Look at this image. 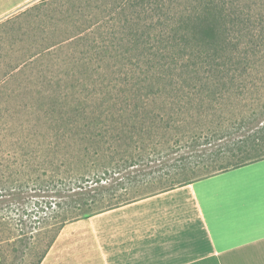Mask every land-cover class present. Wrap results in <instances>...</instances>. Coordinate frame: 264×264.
<instances>
[{"label":"trees","instance_id":"obj_1","mask_svg":"<svg viewBox=\"0 0 264 264\" xmlns=\"http://www.w3.org/2000/svg\"><path fill=\"white\" fill-rule=\"evenodd\" d=\"M139 5L144 7L142 14L164 19L122 24L120 28L129 33L125 38L91 41L90 48L101 49L92 56L94 70L84 64L80 72H37L33 78L38 83L16 87L11 82L30 79L25 70L16 67L0 74V99L8 104L0 116L4 118L0 123V202L31 187L43 190L44 178H49L47 187L64 185L69 193L88 196L79 199L75 209L89 213L72 217L68 209L62 217L64 211L57 212L63 221L31 264L42 263L66 224L141 196L136 187L143 180L138 175L127 177L114 193L96 187L142 165L143 151L160 157L161 131L172 133V140L164 142L166 146L172 141L168 154L187 139L194 144L201 139L205 145L221 143L201 160V171H208L203 177L264 159V122L242 137L244 125L255 123L256 115L252 113L248 121L242 116L224 119L223 111L232 104L231 98L264 83V0H142L135 6ZM6 57L0 53V61ZM50 57L47 63L60 59ZM80 61L76 57L62 60ZM87 102L97 105L90 108ZM210 111L219 113L209 115ZM194 116L198 120L192 128L177 127L176 123ZM99 141L106 144L102 160L95 148ZM45 162L48 170L42 168ZM176 182L155 193L191 181ZM11 237H16L13 231L0 239V264L7 257L1 245L14 247L22 241V235L13 242Z\"/></svg>","mask_w":264,"mask_h":264},{"label":"rangeland","instance_id":"obj_2","mask_svg":"<svg viewBox=\"0 0 264 264\" xmlns=\"http://www.w3.org/2000/svg\"><path fill=\"white\" fill-rule=\"evenodd\" d=\"M140 2L142 0H41L19 10L0 22V53L7 55L4 61H0V74L12 71L16 67L25 70L30 75V79L11 82V86L16 87L30 86L32 82L38 83L33 78V74L37 72L54 73L61 70L80 72L84 64L89 66V70H94L96 62L92 56H96L101 49L90 48L88 45L91 41L99 43L110 38H125L129 33L120 28L122 24L154 22L156 19H164V17L153 16L151 18L150 15L142 14L145 12L144 7L142 5L135 6ZM146 12L148 13V10ZM61 43L62 45H59ZM50 55L59 56L60 59L47 63L46 59L51 58ZM72 57L81 58V61L74 64L62 62L63 59L69 60ZM36 60L44 61L32 63ZM91 80L87 82L91 83ZM257 84V87L249 86L248 89L243 90L241 97L231 98L232 104L223 108L224 119L231 116H234L231 118L242 116L248 121L252 119L250 118L252 113L256 115L255 123L243 126L242 137L253 134L255 129L252 128H255L256 124L264 122V83ZM7 105L4 99H0V116L1 110ZM96 105L95 102H87V106L90 108ZM213 113L218 114L219 112L210 111L209 115ZM209 118L215 117L210 116ZM3 119L0 118V123ZM195 119L196 116H194V120L178 122L176 123L177 127L182 129L189 126L192 128L198 120ZM35 121V119L32 120L33 123ZM161 132L163 143L158 147L161 152L160 157L150 154V150L143 151L146 159H143L142 165L116 175L103 183L102 186L96 187L97 191L103 186L107 188L106 190H116L120 187L119 184L126 183L127 177L138 175V179L143 182L138 184L140 187H136V190L141 196H146L175 185L172 183H177L176 181L187 179L193 181L208 173V171H201L203 169L201 160L207 158L210 152L217 150L221 143L214 142L205 145L201 139L200 144H194L187 139L174 145V150H178L179 146L184 147L181 148V151L175 153L174 150H171L168 154L167 148L173 146L172 141L168 145H164L167 144L172 133ZM177 138L181 139L182 137ZM170 139L172 140V138ZM113 146L114 149H117L116 143ZM86 147H88L87 144L81 146V148ZM95 148L98 151L99 159L102 160L106 144L99 141ZM89 150H93V146L89 147ZM203 153L206 155L203 156ZM184 157L187 160H184ZM42 168L48 170L46 162ZM148 173L150 175L140 176V174ZM42 180L45 184L43 190H33L31 187L20 196L8 197L0 202V208H2L0 209V223H6V226L0 227V239L7 238L12 231L16 237L22 235V241L14 247L1 245L7 254L3 264H31L35 257L45 249L60 221H63L61 217H57V212L64 211L62 217L68 209L72 217L89 213V211L83 212L75 209L79 199L88 197L86 194L69 193L64 185L52 189L47 187L49 178ZM118 194L125 193L120 191ZM108 197L112 196L104 198ZM57 204H61L64 210H60ZM16 237H11L9 241H15Z\"/></svg>","mask_w":264,"mask_h":264},{"label":"crops","instance_id":"obj_3","mask_svg":"<svg viewBox=\"0 0 264 264\" xmlns=\"http://www.w3.org/2000/svg\"><path fill=\"white\" fill-rule=\"evenodd\" d=\"M41 264H264V159L70 222Z\"/></svg>","mask_w":264,"mask_h":264}]
</instances>
